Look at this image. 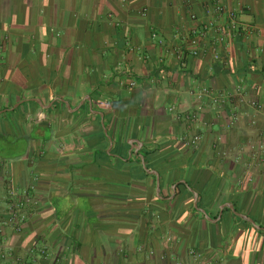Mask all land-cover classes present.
I'll return each mask as SVG.
<instances>
[{
  "label": "crops",
  "instance_id": "1",
  "mask_svg": "<svg viewBox=\"0 0 264 264\" xmlns=\"http://www.w3.org/2000/svg\"><path fill=\"white\" fill-rule=\"evenodd\" d=\"M207 1L0 0V264H264V0L192 56Z\"/></svg>",
  "mask_w": 264,
  "mask_h": 264
},
{
  "label": "built area",
  "instance_id": "2",
  "mask_svg": "<svg viewBox=\"0 0 264 264\" xmlns=\"http://www.w3.org/2000/svg\"><path fill=\"white\" fill-rule=\"evenodd\" d=\"M205 19L203 23L197 28L191 31L190 51L192 56H198L200 50L204 47V42L209 41L213 50L219 47H227L233 40L240 38L243 34L251 33L250 27L244 26L239 20V14L235 9L227 7L220 0H208L205 5ZM192 21H197L196 15L190 16ZM214 58L220 59V55L215 51ZM135 83H131L130 86H134ZM236 95L240 97L241 101H245L243 98L244 92L241 84L236 85ZM196 98L203 99L205 96L212 97L215 101H221V97H213L211 91L207 88H201L195 93ZM250 107L257 111L264 112V105L259 104L253 100L247 101ZM194 118V117H193ZM236 117L233 118V121ZM200 138L198 136L191 139H185L186 145L196 147ZM252 157L257 158V153H264V141L258 144V146L250 145L249 147ZM252 181V177L248 176V182ZM264 185V177L262 179ZM240 185H243V181H240ZM35 204V201L30 196L28 190L12 189L9 193L7 201L6 212L3 218L0 220L1 227H10L15 232L22 231V226L27 220L29 208ZM175 238L173 236H167L166 242H173ZM0 253H4L0 249ZM194 258L197 259L195 253H192ZM4 257V255H2Z\"/></svg>",
  "mask_w": 264,
  "mask_h": 264
},
{
  "label": "trees",
  "instance_id": "3",
  "mask_svg": "<svg viewBox=\"0 0 264 264\" xmlns=\"http://www.w3.org/2000/svg\"><path fill=\"white\" fill-rule=\"evenodd\" d=\"M184 55H187V54L184 53ZM200 198L201 200H200L199 205L203 207L204 209H206L207 204L208 203L210 204V202H213L214 194L208 192L207 190L205 193L201 194Z\"/></svg>",
  "mask_w": 264,
  "mask_h": 264
}]
</instances>
